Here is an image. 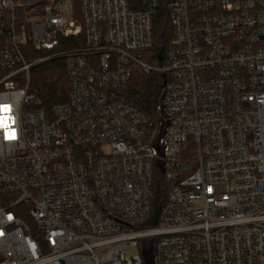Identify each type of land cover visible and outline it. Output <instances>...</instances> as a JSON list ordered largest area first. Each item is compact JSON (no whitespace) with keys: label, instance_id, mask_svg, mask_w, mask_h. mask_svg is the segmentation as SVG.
I'll return each mask as SVG.
<instances>
[{"label":"built area","instance_id":"2783aa9c","mask_svg":"<svg viewBox=\"0 0 264 264\" xmlns=\"http://www.w3.org/2000/svg\"><path fill=\"white\" fill-rule=\"evenodd\" d=\"M160 9L0 0V264H264V0H167L161 63ZM55 57L45 109L28 84ZM151 73L154 116L126 91Z\"/></svg>","mask_w":264,"mask_h":264},{"label":"trees","instance_id":"16d2710c","mask_svg":"<svg viewBox=\"0 0 264 264\" xmlns=\"http://www.w3.org/2000/svg\"><path fill=\"white\" fill-rule=\"evenodd\" d=\"M167 0H160V11L154 18V37L156 59L160 56V63L164 59L167 41L170 36V26L167 14L164 11ZM83 36L78 37V46L82 43ZM69 41V40H68ZM70 47L72 46L67 44ZM162 74L151 73L148 75L134 74L127 87L129 98L147 115L154 116L158 104ZM28 88L35 91L41 107L48 109L54 104L65 102L68 98V78L62 58H52L38 64L30 74ZM166 194V185L158 174L155 188L154 212L163 203ZM21 206H17L18 209ZM27 219L24 214H18Z\"/></svg>","mask_w":264,"mask_h":264},{"label":"water","instance_id":"95a60500","mask_svg":"<svg viewBox=\"0 0 264 264\" xmlns=\"http://www.w3.org/2000/svg\"><path fill=\"white\" fill-rule=\"evenodd\" d=\"M164 77V74L162 75ZM165 80L163 79L162 86L164 85ZM160 167V171H163L162 166ZM158 212V209L156 210V214ZM142 255L144 259V264H153V252H152V245L149 244L147 248H143Z\"/></svg>","mask_w":264,"mask_h":264},{"label":"rangeland","instance_id":"374dc122","mask_svg":"<svg viewBox=\"0 0 264 264\" xmlns=\"http://www.w3.org/2000/svg\"><path fill=\"white\" fill-rule=\"evenodd\" d=\"M15 1H18V0H15ZM71 1L76 3V0H71ZM126 251H127L128 255H132V254H136L138 252V249L135 246L128 245L127 248H126Z\"/></svg>","mask_w":264,"mask_h":264}]
</instances>
